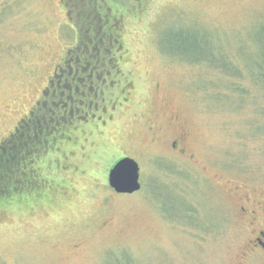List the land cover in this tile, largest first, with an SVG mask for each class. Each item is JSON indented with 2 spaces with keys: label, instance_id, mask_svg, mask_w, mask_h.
I'll use <instances>...</instances> for the list:
<instances>
[{
  "label": "rangeland",
  "instance_id": "rangeland-1",
  "mask_svg": "<svg viewBox=\"0 0 264 264\" xmlns=\"http://www.w3.org/2000/svg\"><path fill=\"white\" fill-rule=\"evenodd\" d=\"M118 2L127 8L117 12L119 65L106 67L115 75L93 104L114 83L103 96L126 86V110H112V95L111 118L47 136L56 124L34 122L38 144L34 124L24 130L10 159L20 182L31 186L39 171L41 188L63 185L51 198L0 205V264H264L254 240L264 230V83L250 73L264 71V0ZM74 15L64 0H0L2 147L76 44ZM207 54L240 77L194 61ZM122 157L139 167L130 194L107 181Z\"/></svg>",
  "mask_w": 264,
  "mask_h": 264
},
{
  "label": "flooded vegetation",
  "instance_id": "flooded-vegetation-1",
  "mask_svg": "<svg viewBox=\"0 0 264 264\" xmlns=\"http://www.w3.org/2000/svg\"><path fill=\"white\" fill-rule=\"evenodd\" d=\"M118 23L119 22L113 23L114 26L111 25L113 27V36L111 35L110 37L112 44H110L109 39H107V44L109 43V46L113 45L114 47V44L118 43L121 38L118 34V31L121 30V24ZM92 44L94 45V42H91L89 46L91 47ZM77 45H79L78 40L74 46L67 47V54H65L62 59L54 63V68L48 73L46 83L39 93L37 100L32 105L27 115L22 117L16 125L17 128L20 127L22 129V132H29L28 128L32 123H34H31L34 118H38L35 122H39L40 118L43 122L48 121L52 122L53 125L54 123L56 124L53 132H51V129H49L46 133V136L49 133H62L65 131V129H63V125L66 123L76 122L83 124V122H94V120L100 122L106 117L111 118L113 113L108 111L110 108L105 106L104 102L106 101V98H109L112 95L116 96L115 98H112L110 102L112 110L117 107L119 108L117 110L120 112L126 110V103L128 102V99L125 98L126 86L123 89L118 87V89H120L119 91L117 90L115 92H110L107 96H103L105 92L111 91L113 89L114 83L107 85L106 89L103 88L100 90L103 106L99 107L98 103L93 104L95 97H98L99 94V83L107 81L106 75H108V77L115 75L109 70H107L109 72L106 71V67H112V65L106 64L103 61L107 59L108 61L111 60L112 62H116L119 65V60L116 58V55L104 53L106 45L105 42L103 44V41H101L99 45L92 46L90 49L88 47L85 50L87 52L86 54L75 52ZM116 77H120V75H116ZM119 98L123 99V101L120 100L122 103H124L123 108L121 106H117L118 103L122 105V103L119 102ZM43 99H45L44 102H42ZM41 102L43 105L50 103L49 107L46 112L45 110H42L45 113H36V107L40 106L42 109ZM26 119L28 122H26ZM24 122H26L27 127H23ZM60 124L61 126L57 127ZM94 126L95 129L99 127L98 124H95ZM34 137L37 139V135H34ZM172 147H175L174 141L172 142ZM262 201H264V197ZM241 209L244 210L243 207H241ZM250 212L252 215H255L256 210L251 209ZM257 234L258 236H255L254 238L255 245L264 249V230H259Z\"/></svg>",
  "mask_w": 264,
  "mask_h": 264
},
{
  "label": "trees",
  "instance_id": "trees-1",
  "mask_svg": "<svg viewBox=\"0 0 264 264\" xmlns=\"http://www.w3.org/2000/svg\"><path fill=\"white\" fill-rule=\"evenodd\" d=\"M125 2H128V5H130L129 2H131V0H124L123 5H126ZM141 2L142 0H138V3H134L133 5L131 4V9L129 10H132V8H136ZM64 4H66V8L70 15L75 14L74 17L76 22V28H78L79 30L77 40L79 41L80 46H76L75 52H79L80 54H86L87 52L85 50L88 47L90 49L92 46L99 45V43L103 41V44L105 42L106 45L104 53L115 55L113 50L114 47L113 45L109 46V43L107 44V39H109L110 44H112L110 37L111 35L113 36V23H120L121 21L119 18L120 13L117 12H119V9L123 10L127 8L123 6L118 7V0H64ZM113 40L115 41L114 38ZM91 42H94V45L92 44L90 47L89 44H91ZM194 61L204 62L209 67L217 69L222 74H226L233 79H238L241 74V68L234 65L230 60L220 61V59L216 58V56H214L213 54H207L203 58L195 59ZM103 62L106 64H111L113 68H115L116 64H118L116 62H112L111 60L108 61L107 59ZM250 73L252 77L255 78L258 82L263 81L264 83V71H260V73H253L250 71ZM44 101L45 99L42 100V102ZM36 110L40 113V106L36 107ZM37 119L38 118H34L31 123L35 122ZM40 120L41 119L39 118L38 123H42V120ZM33 124L34 123H32L31 125ZM16 129L18 130L17 127ZM32 129L33 132H31L33 133V137L31 139L34 143L38 144L37 139L34 137V135H37L38 132L37 127H32ZM41 130H43V127L41 128ZM12 134L14 135L6 139L7 141L4 142L9 143L7 146L5 145L6 147H4L5 150H10V153L14 149H17L19 147L21 141H28V136L25 132L18 130L17 133L14 132ZM0 146V149L4 148L1 144ZM15 154L17 153H6V155H3L2 158L0 157V205H4V202L7 203L15 199H21L23 196H26V198L29 199H34V197L38 198L42 196L51 198L57 193L58 188L59 190L61 189V186L63 185L62 180H60V184H58L56 181L50 180L49 183L45 182L44 186L41 188L40 183L46 180V174L37 171L36 168L34 169L37 171L36 174H38L37 180H34L31 186L27 187L26 185H23L20 182L19 178V175L21 173V171L19 173L20 168H12L10 165V159L15 158ZM6 158L8 159L7 162H5ZM54 185H56V187Z\"/></svg>",
  "mask_w": 264,
  "mask_h": 264
},
{
  "label": "water",
  "instance_id": "water-1",
  "mask_svg": "<svg viewBox=\"0 0 264 264\" xmlns=\"http://www.w3.org/2000/svg\"><path fill=\"white\" fill-rule=\"evenodd\" d=\"M110 188L116 193H133L140 189L139 167L135 160L129 157L118 159L110 167L107 175Z\"/></svg>",
  "mask_w": 264,
  "mask_h": 264
}]
</instances>
